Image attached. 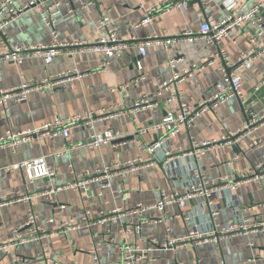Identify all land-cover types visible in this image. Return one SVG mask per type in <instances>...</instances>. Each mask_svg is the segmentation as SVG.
<instances>
[{
    "label": "crops",
    "instance_id": "0c3cea01",
    "mask_svg": "<svg viewBox=\"0 0 264 264\" xmlns=\"http://www.w3.org/2000/svg\"><path fill=\"white\" fill-rule=\"evenodd\" d=\"M29 1L16 0L11 6L18 7ZM159 1L45 0L39 7L45 9L51 4H59L54 8L53 28L58 42L90 45L97 38L95 26L102 14L109 17L121 40L141 41L152 36L165 38L196 31L205 19L220 20L244 0H209L205 8L198 0H192L185 10L172 11L149 24L135 27L140 24L145 7ZM258 1H246L243 11ZM253 32L252 25H244L225 38L219 48L225 50L233 62L239 53L252 47L250 38ZM52 40L40 11L31 8L0 30V55L16 46L47 45ZM263 42L264 37L256 40L260 47ZM217 50V47L202 42L184 43L167 50L152 45L146 48L144 57L135 50L108 60L104 70L105 56L92 51L66 50L47 66L39 57L26 58L19 64H4L0 79V88L4 89L18 85L21 80L29 84L41 82L47 76L57 80L62 71L73 68L78 69L82 77L60 83L49 93H31L24 102L11 100L6 111L0 107V136L7 130L36 128L54 118L86 110L120 105L126 111L143 94L160 103L154 109L98 121L97 131L112 129L123 136L111 145L74 150L70 156H57L63 144L60 138L31 140L18 146L15 152L0 149V194L9 199L14 198L15 192L32 197L30 206L48 231L58 228L62 222L70 225L77 223V227L65 235H54L32 245L0 251V264H122L119 250L122 245L135 247L145 254L144 259L134 264H219L222 260L226 264H264V233L229 236L219 242L186 240L183 246H162L187 239L189 231L200 234L209 231L210 210L205 200L199 198L189 200L181 215L178 207L172 204L164 211L152 210L142 216L127 215L112 223L95 224L100 212L117 207L127 210L139 204L152 205L159 200L161 192H184L196 165L204 170L208 180H218L239 177L243 171L251 172L264 161V121L255 128L242 130L246 121L244 110L259 115L264 109V84L260 85L261 74L264 73V53L254 60L250 69L240 73L245 97L243 104L232 98L213 112L201 114L189 129H181L168 146L152 154L142 151L140 146L147 148L161 138L162 132H149L136 137L138 143L131 136L138 129L159 124L166 112L179 110L177 102L170 105L163 103L165 94H158L162 82L174 72L182 73L190 65L201 63L204 57ZM171 59L178 60L175 69L169 66ZM137 62L142 65L141 72L136 68ZM140 75L144 80L134 82ZM124 84L129 85L128 89L119 91L118 88ZM218 85L221 82L216 66L205 67L179 86L182 101L190 108H198L218 91ZM256 86H259L258 91H254ZM234 133H237L236 136ZM89 135L88 129L73 127L70 131L74 142L86 141ZM191 139L197 142L216 141L218 145L206 152L199 163L190 157H176L188 151ZM165 150L172 155L171 160L166 162ZM138 156L143 160L152 158L162 161L113 177L109 189L103 187L104 182L92 183L87 194L64 189L38 197L36 187H43L46 182H29L18 170L1 171L16 163L44 158L48 166L56 170L52 184L58 187L74 180L71 170L76 176L93 173L103 166L122 164ZM261 174H264L263 167ZM120 189L125 195L119 193ZM212 198V206L218 212L217 221L233 222L245 218L264 221V176L258 182L249 181L240 185L235 191H218ZM27 207L28 203L15 202L0 208V240L11 237L24 222ZM83 211L91 213L87 221L79 219ZM49 218L53 223L45 224L44 220ZM97 244V258L94 259L91 251Z\"/></svg>",
    "mask_w": 264,
    "mask_h": 264
},
{
    "label": "built area",
    "instance_id": "2783aa9c",
    "mask_svg": "<svg viewBox=\"0 0 264 264\" xmlns=\"http://www.w3.org/2000/svg\"><path fill=\"white\" fill-rule=\"evenodd\" d=\"M15 1L16 0H3L0 2V30L23 12L31 8H36L40 11L46 26L49 28L53 42L47 45H37L32 47L16 46L1 54L0 79L1 68L6 63L19 64L26 58L39 57L44 60V63L47 66L53 62L55 57L66 50L76 52L92 51L102 54L106 59V62L102 65L104 70L108 60L123 53L130 54L135 50L138 51L141 57H144L146 54V48L152 45L161 46L167 50L170 47H176L184 43L193 44L196 42H202L207 46H215L218 48L217 52L204 57L201 63L190 65L188 68L184 69L182 73L174 72L167 80L162 82L158 94H165L163 103L170 105L173 102H177L179 110L177 112H166L159 124L132 132L131 136L132 138L134 137V140L136 137L140 138L149 132H162L161 138L156 139V141L147 148H142L140 146L142 151L149 154L154 153L157 149L163 146H168L170 140H172L181 129H189L201 114L213 112L221 104L232 98L238 99L239 102L243 104L245 97L240 73L243 70L250 69L254 60L264 53V42L261 47L256 43L258 38L264 37V0H259L258 2L253 3L250 8L243 11L244 3L248 1L244 0L232 8L220 20L213 21L210 18L205 19L196 31L185 32L180 35L165 38L152 36L141 41L121 40L117 35L116 29L112 26L109 17L106 14H102L95 26L97 38L95 42L90 45H84L82 43L67 44L56 40V32L53 29L55 23L54 17L56 15L54 8L59 5L58 3L51 4L45 9H42L39 6L40 3L45 0H31L21 6L12 7L11 4ZM198 1L203 4L204 8L209 3V0ZM191 2L192 0H161L155 4L149 5L144 9L140 24L135 25V27L149 24L153 20L163 17L172 11L185 10ZM247 24L254 27V32L250 38L252 47L247 51L239 53L235 61L231 62L226 51L219 48V45L233 31ZM177 63L178 60L175 61L171 59L169 61L170 68L175 69V64ZM214 65L220 75L221 85L217 86L219 87L218 91L212 97L206 99L198 108L188 107L187 104L182 101V92H180L179 86L186 79L191 78L195 72ZM136 68L139 72L142 71V65L140 62L136 63ZM81 77L82 73L78 69L73 68L62 71L57 76V80H55L53 76H47L41 82L33 84L21 80L20 83L14 87L6 89L0 88V107L6 111L8 103L11 100L15 102H24L31 93H49L56 85L73 79H79ZM142 80H144V77L140 75L134 82ZM261 84H264V73L261 74L260 85ZM128 87V84H124L120 86L118 90L126 91ZM258 89L259 86H256L254 91H258ZM159 103V100H154L151 96L143 94L136 99L131 108L126 111L120 105H112L107 109L86 110L85 112L63 118L57 117L44 122L41 126L36 128H26L20 131L7 130L2 136H0V149L7 148L12 152H15L18 146L31 140L60 138L63 140V144L61 150L57 152V156H70L74 150H91L105 145H111L117 140L123 139V136L112 129L97 131L95 127L98 121L115 119L128 113L154 109L159 106ZM244 112L246 114V121L243 124L242 130L255 128L260 122L264 121V109L259 115L252 114L248 110H244ZM73 127L88 129L90 131L88 140L72 141L70 131ZM236 134L237 133H234V136H236ZM135 141L138 143L137 140ZM217 145L216 141L208 140L197 142L191 139L188 151L183 152L176 157H190L195 160V162L199 163L205 153L215 148ZM171 158L172 155L168 150H165L164 162H166V160H171ZM160 161H162V159L159 161H155L152 158L143 160L138 156L127 160L122 164L103 166L96 169L93 173L86 172L76 176L73 170H71L70 173L74 175V180L67 185L58 187H54L52 184L56 176V170L49 167L44 158H36L16 163L2 168L1 171L8 173L11 170H18L23 173L25 179L29 182H46L43 187H36L39 191L38 197H44L50 194H55L64 189H71L87 194L89 185L96 182H104L103 187L109 189L113 177L151 167L154 164H159ZM262 167L264 168V161L256 165L251 172L243 171L239 177L229 176L219 178L218 180H208L204 170L199 165H196L192 172L191 182L184 192H173L170 194L161 192L159 200L152 205L144 206L139 204L134 208L127 210L117 207L106 212H100L95 218V224L104 225L105 223H112L127 215L142 216L152 210L164 211L168 205L172 204L178 207L181 215L183 214V210L189 200L199 198L205 200L210 210L211 228L209 231L206 234L189 231L186 237L187 239H183L179 243L172 241L167 244H162L163 247L168 245H174L176 247L183 246L186 243V240L197 243L208 241L219 242L229 236H246L249 234L264 233V221L260 222L253 218H245L233 222L217 221L218 212L214 210L212 206V197L214 193L221 190L235 191L240 185L246 182L260 181L264 176V174H261ZM119 193L125 195L122 189L119 190ZM32 199L33 198L30 196H20L18 192L14 193L13 199H9L4 194H0V208L15 202L28 203L24 222L14 230L11 237L0 240V251H7L32 245L54 235H65L67 232H70L77 227V223L75 225H70L67 222H62L58 228L52 231L43 228L38 216L30 206ZM90 215L91 213L89 211H83L79 215V219L80 221H87ZM44 223L51 224L53 223V220L49 218L44 220ZM137 229L138 227H136V230ZM98 247L99 244H97L91 251L94 259L97 258L96 251ZM119 250L122 254V264H134L145 258V254L139 252L135 247L122 245L119 247ZM46 254L48 253L46 252ZM47 260L50 261L49 258ZM219 264L226 263L222 260Z\"/></svg>",
    "mask_w": 264,
    "mask_h": 264
},
{
    "label": "water",
    "instance_id": "95a60500",
    "mask_svg": "<svg viewBox=\"0 0 264 264\" xmlns=\"http://www.w3.org/2000/svg\"><path fill=\"white\" fill-rule=\"evenodd\" d=\"M126 140H128V139H126Z\"/></svg>",
    "mask_w": 264,
    "mask_h": 264
}]
</instances>
